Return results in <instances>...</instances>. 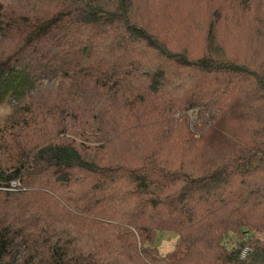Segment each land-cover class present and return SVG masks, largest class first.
I'll use <instances>...</instances> for the list:
<instances>
[{
    "label": "trees",
    "instance_id": "1",
    "mask_svg": "<svg viewBox=\"0 0 264 264\" xmlns=\"http://www.w3.org/2000/svg\"><path fill=\"white\" fill-rule=\"evenodd\" d=\"M237 17L264 38V0H0V264H264V69L225 52Z\"/></svg>",
    "mask_w": 264,
    "mask_h": 264
},
{
    "label": "rangeland",
    "instance_id": "2",
    "mask_svg": "<svg viewBox=\"0 0 264 264\" xmlns=\"http://www.w3.org/2000/svg\"><path fill=\"white\" fill-rule=\"evenodd\" d=\"M160 5L162 4H152L151 6L150 4H147V6L144 7L145 10H143V13L141 14L142 21L156 28L160 22H164L165 24L175 23L176 21L169 19V17L172 16L171 12L169 10L165 12V8H162ZM164 13L166 15L163 18ZM235 14L236 13H234V15ZM235 22H238L242 25H237L236 23H231L228 21L227 23H224L222 29L219 32V40L225 47V52L229 56L239 59H243L244 57L248 56L250 58L249 61H253L257 66H260L264 69V38L259 39L252 32L250 33V26L247 24L248 21H242L241 18L237 17ZM185 30L189 32V35L198 33L196 36H198L199 39L203 37L202 29L200 27L193 34L189 31V29H183V31ZM173 43L178 46L180 45L176 41H173ZM186 44L187 48L193 52L194 50H198L199 40L196 42H187ZM247 53L253 54V57L255 56L256 60L254 61L253 58ZM7 113H9L7 106L0 108V117ZM237 237L238 234L231 231L227 236V238L230 239L229 244H232L231 242H233ZM178 238L179 236L175 231L158 230L156 244L163 254H167L175 247Z\"/></svg>",
    "mask_w": 264,
    "mask_h": 264
}]
</instances>
